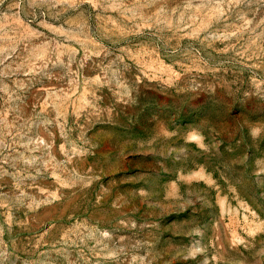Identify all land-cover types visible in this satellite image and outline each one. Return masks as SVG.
I'll use <instances>...</instances> for the list:
<instances>
[{
    "label": "rangeland",
    "instance_id": "rangeland-1",
    "mask_svg": "<svg viewBox=\"0 0 264 264\" xmlns=\"http://www.w3.org/2000/svg\"><path fill=\"white\" fill-rule=\"evenodd\" d=\"M0 264H264V0H0Z\"/></svg>",
    "mask_w": 264,
    "mask_h": 264
}]
</instances>
